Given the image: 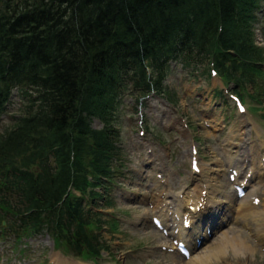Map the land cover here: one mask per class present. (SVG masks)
I'll return each mask as SVG.
<instances>
[{
	"label": "trees",
	"instance_id": "obj_1",
	"mask_svg": "<svg viewBox=\"0 0 264 264\" xmlns=\"http://www.w3.org/2000/svg\"><path fill=\"white\" fill-rule=\"evenodd\" d=\"M262 2L0 0V117L14 91L22 102L0 132V226L48 231L67 251L100 257L96 189L121 155L110 123L117 98L162 93L173 62L254 82Z\"/></svg>",
	"mask_w": 264,
	"mask_h": 264
},
{
	"label": "rangeland",
	"instance_id": "obj_2",
	"mask_svg": "<svg viewBox=\"0 0 264 264\" xmlns=\"http://www.w3.org/2000/svg\"><path fill=\"white\" fill-rule=\"evenodd\" d=\"M256 14L253 40L264 56V2L256 9ZM260 61L263 62L259 65L262 71L254 82L246 84L243 98L239 97L242 107L238 106L232 93L239 86L227 83L217 74L210 79L199 73L194 75L175 62L169 67L164 91L147 96L143 105L136 107L130 94L121 93L110 118L112 129L116 130L121 157L115 163L118 167L114 169L112 181L105 179L107 187L96 189L100 195L95 210L102 213L106 222L98 232L107 246L101 258L94 263L67 254L55 247L53 238L45 231L25 237L20 242L14 235L4 237L0 232V264H56L54 256L61 257L60 254L83 264H165L160 262V245L165 241L159 237L161 231L152 223V216L157 213L150 202L159 190L168 188L172 198L181 191L182 183L192 184L191 158L194 155L191 156V149L198 150L196 156L204 162L202 179L214 183L216 177L225 185L224 189L234 195L232 185L227 186V182L229 170L236 163L244 172L252 170L253 166L263 170L261 150L257 154L258 163L251 161L256 150L254 145L258 143L257 129L264 134V58ZM13 95L10 114L18 113L21 105L15 91ZM11 121L9 116H2L0 132ZM240 121L244 124L241 131L249 138L245 137L241 144L232 148H224L231 147L226 145L225 139L239 133L232 127ZM104 124L100 118L93 120L96 128H102ZM261 175L253 176V181L247 186L249 193L257 194V205L264 203V174ZM260 209L264 211V206L260 205ZM220 213L216 216L219 223L223 218L225 221L228 219L225 209ZM248 227L229 217L225 226L217 228L193 255L208 253V247L222 238V232L226 231L231 235L241 234L255 250L247 259L237 261L240 255L227 249L225 260L216 256L214 264H264V244L253 236L250 230L253 226ZM189 262L190 259L184 264Z\"/></svg>",
	"mask_w": 264,
	"mask_h": 264
},
{
	"label": "bare ground",
	"instance_id": "obj_3",
	"mask_svg": "<svg viewBox=\"0 0 264 264\" xmlns=\"http://www.w3.org/2000/svg\"><path fill=\"white\" fill-rule=\"evenodd\" d=\"M241 122L242 121H240V124H236L232 127L233 130L237 129L239 133H237L236 135L232 134V137H227L225 139L227 141L226 145L231 146V147L226 146V148H232L233 145H237L239 143L241 144V141L244 140L245 137H247V139L249 138L248 135H246L244 132L241 131L244 126V124H241ZM256 132H257L256 135L258 136V140H257L258 143L254 145V148H256V150L253 151L252 159H251V161H253L254 163H258L259 157L257 156V154L259 153L260 150L263 155V158L261 160L262 161L264 160V134L261 131H259V129H257ZM191 152H192L191 156L199 154L198 150L191 149ZM193 158L194 159L191 158L193 162H196L198 168H200V170L198 171H201L202 173L203 169L205 168L204 162L201 160V158L199 159V156L198 157L193 156ZM235 167H236L235 169L240 173L241 172L240 168L238 166ZM198 171H194L190 173L193 179L192 186L189 188H185L183 190L182 195H179L177 198H171L170 201V198H168L170 197V194L167 191L168 188H166L167 190L165 191L159 190L158 194H156L155 196V199L153 198L154 200H151L155 208L159 209V211L161 212H163L162 211L163 208L169 202L171 208L174 210V213L180 216L179 218L180 220L182 219L183 222L185 220L190 221L191 223L190 229H186L184 225H180L179 235L181 237L183 236L187 237V235H189L190 233L191 235H193L194 233L193 229H198L201 221L204 222V220H207V218L210 217V212H209L210 210L213 213L214 209L218 211L219 209H222V207L224 206L225 209H227V211H229V213L232 214L234 219L241 221L245 226L250 227V225H252L253 227H250V230L253 233V236L257 238L262 244H264V211L263 209H260V205L264 206V203H260L259 205H256L257 194L252 192L247 193L245 197L237 203L235 196H233L232 193L227 192L224 189L225 185H222L216 179V177H214V180H216L214 183L212 182L208 183V180L203 181L202 177L200 176L202 174L201 173L199 174ZM175 183H177V181ZM228 184L231 183L228 181ZM181 186H183V184ZM204 189L207 190L206 194L203 193ZM190 206H193V209L190 208ZM178 216H175V219ZM251 222H253V224ZM166 224L168 225L167 221ZM177 226L178 225H176V227ZM174 233L175 231H171V230L169 231L170 236ZM193 245L196 246L195 244ZM208 249H210L208 253L200 254L197 256L196 255L191 256L190 259L192 261L190 260L191 263L189 264H214L213 258L216 256H218L219 259L224 261L226 257L227 249L229 251H232L240 255L239 257L236 258L237 261L241 260V258L247 259L250 255L253 254L255 247L249 242L247 238L243 237L241 234L232 233L231 235L225 232L223 237L213 242L208 247ZM163 254L164 255L166 254L165 255L166 257L164 258L167 259V261H170L167 262V264L170 263L174 264L178 262V260L176 259L177 254H175V252L168 253V251L164 250ZM56 256H54L56 264H83L78 261L73 262L61 254H60L61 257L58 256L56 257Z\"/></svg>",
	"mask_w": 264,
	"mask_h": 264
}]
</instances>
